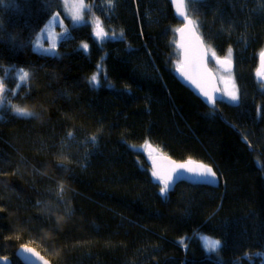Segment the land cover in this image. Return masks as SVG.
Returning <instances> with one entry per match:
<instances>
[{"label": "trees", "instance_id": "trees-1", "mask_svg": "<svg viewBox=\"0 0 264 264\" xmlns=\"http://www.w3.org/2000/svg\"><path fill=\"white\" fill-rule=\"evenodd\" d=\"M84 2L85 21L71 25L62 0H0V255L24 264L14 255L23 243L53 264H264V89L254 82L264 0L187 5L207 48L232 49L241 99L215 110L176 78L181 21L168 0ZM56 12L69 24L58 54L36 51ZM97 18L107 38L95 36ZM145 140L211 164L219 185L181 181L163 198Z\"/></svg>", "mask_w": 264, "mask_h": 264}, {"label": "snow or ice", "instance_id": "snow-or-ice-1", "mask_svg": "<svg viewBox=\"0 0 264 264\" xmlns=\"http://www.w3.org/2000/svg\"><path fill=\"white\" fill-rule=\"evenodd\" d=\"M173 6L176 8V12L178 17L183 18V27L174 29L175 32L181 34V39H184L185 32L190 33L195 37L197 44L193 47L191 44L179 43L178 47L183 49L182 56L183 59L177 62V70L181 73V75L192 84H194L198 89H200V93L207 98V102L212 103L213 105L216 102V97L210 94L209 91L206 90L204 83L205 79H213L211 72L204 68L201 71L202 65L204 64L205 58L209 55L211 51V55L213 58L217 60V63H220L227 68H231V55L232 49L231 47L228 49V54L222 60L219 57H216L214 51L210 48H206L201 40L200 36L196 34V29L199 26L198 21H194L189 19L187 5L193 3L194 0H172ZM107 4L109 7H112L114 4V0H107ZM90 7V5H86L84 0H65V8L67 12L71 13V19L73 22H80L83 20L82 12L84 9ZM58 19L57 16L53 17L54 22ZM62 26V21L59 22ZM94 34L97 38H107V33L105 32L101 21L97 18L94 21ZM120 35H123L121 30ZM39 44V42H37ZM82 47L86 50L88 45L82 44ZM56 48L55 40L50 44L49 49L46 51H51ZM261 58V64L257 69V75L261 79H264V50H261L259 53ZM100 71L99 66H97V72L93 73L89 77V83L91 85L99 86V76L98 73ZM28 72L21 70L20 80L23 83L28 79ZM223 79V78H222ZM213 91L219 92L221 91L219 88H214ZM6 94V89L2 81H0V102H3L4 95ZM225 94L230 98L231 101H237L239 99L238 94L235 90V86L233 84L231 91H225ZM11 110L18 117L28 118L35 115L33 111L26 107H21L19 105H11ZM259 111V109H258ZM69 136L72 133L68 134ZM93 143L95 142L96 137H91ZM132 148H136V145H130ZM142 149L149 150V157L153 163L152 176L159 182L161 185L159 188V192L161 196H166L167 193L172 189L176 178L180 175L182 171L189 173L192 177L197 180H203L210 183L217 182L216 173L213 171L212 167L208 164H204L202 162H194L191 158H189L184 163H177L176 161L171 160L166 154L162 153L159 148L153 147V145L145 140L143 145L139 146ZM158 161H167V164L158 163ZM58 167H63V164H58ZM264 167V165H261ZM60 192H63V187H61ZM201 235L204 247L207 251L217 252L221 246V241L218 239H213L209 236ZM180 243H184V238H181ZM21 258L25 260V264H35L37 260L43 261V264H49L47 260H45L40 254L32 247L27 245L20 246ZM249 254H245L247 257ZM264 255V253H262ZM0 264H8L6 257H0Z\"/></svg>", "mask_w": 264, "mask_h": 264}, {"label": "water", "instance_id": "water-1", "mask_svg": "<svg viewBox=\"0 0 264 264\" xmlns=\"http://www.w3.org/2000/svg\"><path fill=\"white\" fill-rule=\"evenodd\" d=\"M171 4V9H172V12L174 13L175 17L181 21V24H180V27L178 28H182L183 27V18L182 17H178L177 15V12H176V8L173 6V2L172 0H168ZM189 19L192 20L191 17H189ZM176 33V46H177V51H178V54H179V61L181 59H183V56H182V52H183V49H181L180 47H178V44L179 43H184L186 45L188 44H191L193 47L196 46L197 44V41L195 40V37L192 36L190 33L188 32H185V35H184V39L182 40L181 39V34L178 33V32H175ZM196 34L200 36V33L197 31L196 29ZM201 40L203 41L202 37L200 36ZM204 46L207 48L205 42H203ZM264 50V49H262ZM209 57H210V53L209 55L205 58L204 60V64L202 65V68H201V71H203L204 68H207V70H209L212 74V76L214 77L213 79H205L204 81H202V83H204V86L206 88L207 91L210 92L211 95H213L214 97H216V102L218 101H221L222 98H223V94H221V91L219 92H215L213 91L214 88H219L220 89V85L218 83V78H217V74L214 73V70H212V68L210 67L208 61H209ZM221 58V57H219ZM223 58H221L222 60ZM257 60H258V67L260 66L261 64V58H260V55H258L257 57ZM214 63H216V65L218 66V68L222 71V72H227V71H231L233 70L234 68V63L232 62L231 63V68H227L226 66L220 64V63H217V60L214 58ZM175 75H176V78L177 80L182 84V85H185L188 87V89L192 92V94L196 95L203 103L204 105H207L208 107H210L211 109L215 110L217 109V105H216V102L215 104L213 105L212 103H209L207 102V98L204 97L201 93H200V89H198L194 84H192L190 81L186 80L182 75L181 73L176 69V72H175ZM258 77V75H257ZM259 79H261L260 77H258ZM262 81H264V79H261ZM221 90V89H220ZM148 156H149V151H148ZM166 154V153H165ZM168 157L171 158V160L173 161H176L177 163H184L185 161H187L188 159L186 160H178V159H173L171 156H169L168 154H166ZM194 162H202L200 160H195V159H192ZM149 161H150V169L152 171L153 169V163H152V160L150 159L149 157ZM158 163H162V164H167V161H158ZM204 163V162H202ZM204 164H207V163H204ZM208 165H210L213 169V171L216 173V176H217V182L215 183H210V182H206V181H203V180H197L196 178L192 177L189 173L185 172V171H182L180 173V175L176 178L175 180V183L172 187V189L170 191H172L175 187V185L178 183V182H181V181H184L186 183H191V184H203V185H207V186H213V187H217L219 185V182L221 180L220 176H218L215 168H213V166L211 164L208 163ZM169 191V192H170ZM168 195V193H167ZM166 195V196H167ZM166 196H162L163 198L166 197ZM22 245H27L29 247H32L34 248L39 254L40 256H42L45 260H47L49 262V264H53L51 262V260H49L45 255H43L41 253V251L37 250L34 246H31V245H28V244H23ZM21 246V245H20ZM20 246H18L15 250H14V255L15 257L22 263L25 264V260L21 258V253H20ZM0 257H6L7 258V261H8V264H13L12 262V257L11 256H7V255H0ZM35 264H43V261H40V260H37L35 262Z\"/></svg>", "mask_w": 264, "mask_h": 264}, {"label": "rangeland", "instance_id": "rangeland-1", "mask_svg": "<svg viewBox=\"0 0 264 264\" xmlns=\"http://www.w3.org/2000/svg\"><path fill=\"white\" fill-rule=\"evenodd\" d=\"M85 3V2H84ZM62 5L64 7V15L66 17H69L71 22V25L74 24H80L83 23L85 21V17H84V11L82 12L83 15V20H81L80 22H73V20L71 19V13L67 12L66 8H65V0H62ZM57 16L58 19L56 22H54L53 17ZM60 21H62V26L59 23ZM68 23L66 22L65 18L62 17L60 15V13L56 12L53 14V16L50 17V19L43 25V27L41 28V30L37 33L36 37L34 38L33 41V49H35L36 51L39 52H47L50 54H58V50H57V44L58 42L61 40L62 37H64L65 34H67V32L69 31L68 28ZM53 39L55 40L56 43V48L54 50L51 51H46V49H49L51 42L53 41ZM37 42H39V44H37ZM232 59V58H231ZM210 60H213V57L211 55ZM213 69L215 71V73H217V77H218V83L220 84V88L223 94V100L229 103H238V101H240L241 99V93H240V88H239V84L237 82V76L235 72V69L233 71H229V72H221L218 67L216 68L215 64L213 66ZM256 69V67H255ZM17 76L20 79V75L21 72L17 71ZM257 73V70H256ZM223 78V79H222ZM254 82H256L255 86L256 88L259 89H264V81H260L259 79L256 78V74L254 76ZM235 86V90L238 94L239 99L237 101H231L230 98L225 94V91H231L232 90V86ZM1 103V102H0ZM146 150V149H144Z\"/></svg>", "mask_w": 264, "mask_h": 264}, {"label": "crops", "instance_id": "crops-1", "mask_svg": "<svg viewBox=\"0 0 264 264\" xmlns=\"http://www.w3.org/2000/svg\"><path fill=\"white\" fill-rule=\"evenodd\" d=\"M216 57H221V56H218V55H216ZM225 56H223V57H221V58H224ZM232 60V59H231ZM234 63V62H233ZM257 69H258V65H257ZM234 70V69H233ZM233 70H231V71H233ZM256 78L257 79H259L258 77H257V73H256ZM260 81H262L261 79H259ZM221 89V88H220ZM191 92V91H190ZM221 94H222V91H221ZM223 100V99H222ZM186 159H189V158H186ZM201 161V160H200ZM203 162V161H202ZM205 163V162H204ZM189 183V182H188Z\"/></svg>", "mask_w": 264, "mask_h": 264}, {"label": "bare ground", "instance_id": "bare-ground-1", "mask_svg": "<svg viewBox=\"0 0 264 264\" xmlns=\"http://www.w3.org/2000/svg\"><path fill=\"white\" fill-rule=\"evenodd\" d=\"M19 261V260H18ZM20 262V261H19Z\"/></svg>", "mask_w": 264, "mask_h": 264}]
</instances>
